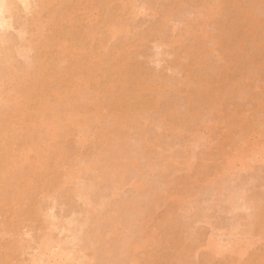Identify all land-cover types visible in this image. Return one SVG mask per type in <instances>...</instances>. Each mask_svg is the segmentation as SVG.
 I'll return each instance as SVG.
<instances>
[{
    "label": "rangeland",
    "instance_id": "rangeland-1",
    "mask_svg": "<svg viewBox=\"0 0 264 264\" xmlns=\"http://www.w3.org/2000/svg\"><path fill=\"white\" fill-rule=\"evenodd\" d=\"M36 1L40 0H29L31 5L28 2L27 7L15 1V10L6 14L8 20L14 17V22L9 20L14 27L0 29V75L7 70L8 60H12L17 69L35 66V70L39 58L50 56L46 48L50 37L58 36L57 28L48 26L40 47L27 50V40L35 38V23H45L53 17L60 3L67 7L70 3L78 4L81 9L71 11L75 13V27L81 41H77L71 54L64 58L67 63L60 60L55 52V61L50 63L53 65L49 71L54 73L53 69L65 68L63 78L71 76L76 81L75 77L80 72L75 68L82 69L85 77H90V69L93 70L96 78H87L90 88L73 93L76 104L80 102L93 113L91 98H95L106 108L98 112L102 119L90 124L87 142L76 143L79 139L77 130L68 136L58 134L61 139L56 146L63 149L68 159H74L73 171L79 177L72 179L73 183L61 190L62 194L52 189L48 193L50 197L45 199L42 196V189L47 188L48 183L41 172L34 178L31 191L27 190L30 202L25 204L23 200L21 203L20 213L29 219L19 223L11 208L0 203V242L3 243L0 245V264H8L9 261L12 264H31L38 247L35 240L48 231L45 221L50 216L55 217L53 221L60 226L57 230L56 226L50 229L52 234L56 239H65L63 242L70 237L74 244L70 240L72 250H79L80 257L89 255L87 264H131V260L136 259L137 262L138 258L140 264H264V133L258 135L255 131L259 130L257 126L264 120V113L254 115L258 109L256 99L264 95V59L241 87L231 86L225 95L214 99L212 105L197 112L189 101L201 79L216 74L225 64L222 59H227V50L223 44L217 45V38L220 28L232 20L233 6H221L219 12L215 6L218 0H128L130 3L124 12L120 7L116 12L113 7L101 13L100 0H57L53 2L52 10L43 11L38 17ZM84 9L93 10L92 16L98 18L102 14L101 22L93 25L98 33L92 42L86 36L90 23L85 19ZM253 11L256 16L264 18L263 6H254ZM112 16L114 24L121 30L114 39L103 35L106 30L101 27L102 21ZM25 22L27 33L21 40L19 30ZM101 38L102 43L99 41ZM82 39H87V43ZM50 45L53 49L54 44ZM17 49L22 50L23 57L18 55ZM252 51L249 49L248 53ZM246 56V53L240 54L238 60L236 57L232 60L241 63ZM202 57L204 60L200 62ZM88 58L93 62L90 63ZM126 70H140L143 81L152 84L153 91L147 89L138 98L139 107L132 114L133 120L120 135L118 125L122 121L114 120L113 114L117 113L114 107L119 102L128 100L123 87L127 80ZM110 77L113 89L107 88ZM4 88L8 87L4 85ZM70 105L73 107V103ZM69 109L65 103L60 106L62 112ZM238 110L248 120H257L254 129L245 131L243 128L242 131L237 126L233 127L227 116L235 115ZM192 114L196 115L193 119ZM166 122L172 123L176 131L162 129ZM208 124L212 130L206 128ZM106 126L115 133L103 137L95 147L93 135L100 137ZM117 136L119 141L115 143ZM243 139H246L245 145ZM148 142L154 145H148ZM241 147L256 150L246 168L236 157ZM52 156L57 157L56 154ZM137 158L138 168L127 166L126 178L116 191H113L110 181L103 182L109 175L110 166L112 169ZM226 165L232 166V171L224 172ZM84 166L92 170L86 172L82 169ZM92 172L100 175L95 183L91 178ZM136 180L145 185L142 191H137L132 184ZM80 182L86 186L92 182L89 186L93 185L94 189L90 197L97 206L100 201L102 203V209L101 205L96 207L95 204V207L92 204V208H88L93 211L90 212L91 218L88 216L89 222L85 221L88 214L84 201L72 193L73 189L81 186ZM242 193L245 197H241ZM234 196H238L239 205L235 201L237 208L243 204V201L240 203L241 198L245 199L242 209L236 210L232 205ZM102 197H113V201L107 199L104 204ZM38 208H42L47 217L33 216ZM65 223L66 226L63 225ZM82 223L89 227H81L79 224ZM16 229L19 231V249L16 244L15 249L9 246L14 241L10 232ZM83 230L86 234L82 233ZM146 236L142 251L129 249L130 242ZM210 241L215 244L211 245ZM209 245L211 249L215 247V251H211ZM235 245L238 248L235 249ZM232 249L236 253L231 252ZM43 259L46 264L47 257Z\"/></svg>",
    "mask_w": 264,
    "mask_h": 264
},
{
    "label": "bare ground",
    "instance_id": "bare-ground-1",
    "mask_svg": "<svg viewBox=\"0 0 264 264\" xmlns=\"http://www.w3.org/2000/svg\"><path fill=\"white\" fill-rule=\"evenodd\" d=\"M12 1L0 0V29L2 28L3 30H6L9 28L12 29V27H14L12 26L14 17H12L13 20L9 17V20L11 19L13 21L11 23L7 19L8 17H6V14L12 13V11L15 10L14 8H16L15 6L17 2H20L25 6L29 5L30 3L29 0H14V3ZM15 1L17 2L15 3ZM55 1L57 0L36 1L37 16L40 17L43 11L52 10L53 2ZM100 3L101 13L104 12L106 8L113 7L115 8L116 12L119 10V7L124 12L125 8L128 7L130 1L100 0ZM215 4L216 9L219 12H221V6L226 7L225 5H230L234 8L232 20H230L229 24H224V26L220 28V32L217 38V45L219 46L220 44H223L225 49L227 50V59H222L225 64L218 69L216 74L212 76L206 75L201 79L198 89H196L195 93L189 98L190 104L195 106L197 112L205 106L212 105V103H214V99L221 97L223 94L225 95V92L231 86L235 85L236 88L241 87L244 82L247 81L250 76L256 71V69L260 66L261 61L264 59V18L256 16L253 11V7L257 5L261 7L263 6L264 8V0H218L217 2H215ZM26 7L25 9H30ZM72 9L76 11L80 10L81 8L78 4L70 3V5L67 7L63 6L62 3H60L59 8L54 11L55 13L53 12V17L51 16V18H48L45 23H35V38L27 40V50L32 51L40 47L41 42L44 41L45 38L46 27H56L57 30L55 32L58 33V36L56 38L52 36V38L50 37L49 43L54 44V48L52 49L50 47V44L46 47L48 50L47 53L50 56H47L44 59L39 58V63L38 65H36L35 70H33L35 66L30 69H17L13 64V61L8 60L6 65L7 70L5 72L3 71L4 73L1 72L2 74L0 75V203L8 205L11 208L12 213L16 215L19 223L21 220L29 219V217L25 219V214L20 213L21 203L23 200L26 201L25 204L30 202V199L27 195V190L29 189V191H31L32 185L35 182L34 178L40 175L39 173L43 172L46 182L48 183L47 188L42 189V196L45 197V199L50 197L48 193H50L52 189L55 193L59 192V194H62L60 193L61 190H63L64 187L68 184L73 183L72 179L79 178L78 175H75L73 171L74 159H68L69 156H66V154L64 155L63 149L56 146L57 141L60 138V135L58 134L61 133L62 135L65 133V135L68 136L73 130H77L79 139L76 143L83 144L88 137L90 124L95 121H100L102 119L101 113L98 114V112H101L102 108H104V110L106 108L101 104V102L98 103L96 101L97 99L95 98H91V102L94 107L93 113L88 112V110L83 107L80 102L77 101L76 104L77 99L75 100L76 97H74L73 93L81 89L85 90L90 88V84L87 81V78H96L93 75V70L90 69V72L88 74L90 75V77H85V74H83L84 71H82V69L75 68V70H78L80 72V74L75 77L77 78L76 81H73L74 79H72L71 76L63 78L62 73L66 72L67 70L65 68H62L60 70L53 69L54 73L49 71L50 67L53 65L52 63V65L50 66V63L55 61L53 57V54L55 52L57 53V57L59 56L58 58L60 60L67 63V59L64 58L71 54V52L73 51V45L77 41H81V35L75 27L76 17L75 13H72ZM84 11L86 21L90 23L88 25L89 29L86 31V36L89 41L92 42L93 40L97 39L96 34L98 33L96 29L93 28V25L101 22L102 14L100 15V18H98L92 16L93 10L84 9ZM11 16L14 15L12 14ZM121 18L122 17L120 16V20ZM34 20L36 21V19ZM113 20H115L114 16L107 18L106 20L102 21L101 27L106 30L105 32H102L103 35L107 34L114 39L121 30L119 29L120 27H117L114 24ZM19 31L20 39L24 40V37L27 33L26 22L21 25ZM2 32L4 33V31ZM2 38L5 39V37ZM102 40V38L99 39L101 43L103 42ZM82 41L84 43H87L88 40L82 39ZM198 41L200 42V40ZM250 44L254 47V49H252V46V48L248 47L250 46ZM1 47L3 48V46ZM248 48L253 51L251 53H248ZM85 50L86 49L83 48V51ZM17 53L22 57L24 55L21 49H17ZM244 53H246L247 56L246 59L241 60V64L240 61H237V58H239L238 55L240 56V54ZM61 56L63 57V59L61 58ZM235 57L237 60H232L235 59ZM88 60L90 61V63L93 62L92 58H88ZM203 60V57L199 59L200 62H202ZM232 61H234L235 64L232 65ZM236 61L240 63V65L237 64ZM124 73L127 77V80H125V82L123 83V87L127 92L128 100H122L121 102H119L114 107L115 112L117 113L113 114L114 120L120 119L122 121L118 125L120 135H122L123 130H127L128 122H131L133 120L132 114L139 107L138 98L147 89H151V91H153L152 84H148L147 82L143 81L140 70H126ZM111 78L112 77H110V80L107 84V88L113 89L114 85H110ZM4 85H6L8 88L5 89ZM151 95H153V93H151ZM252 100L254 101L253 97ZM256 102L258 104V109L256 110L254 115L259 113L263 114L264 95L259 99H256ZM64 103L67 104L70 109L67 111L64 110L62 112L60 110V106ZM71 103H73V107H71ZM7 105L9 106L6 107ZM195 116L196 115L192 114L191 118L193 119ZM227 118L228 120H231V122L233 123V127L237 126L242 129V131L243 128H246L245 131L254 129L257 125V120H248V117L243 112H239V110L235 113V115L229 117L227 116ZM103 128L106 131H103L101 134H99L100 137H98L97 134L96 136L93 135L92 137V144L95 147H97V143H101L103 137H107L110 133H115V131L111 132L110 128L107 126L106 128ZM161 128H168V130L176 131V128L172 127V123L168 122L162 125ZM206 128L208 130H212L209 124L206 125ZM257 128L259 130H255L257 131L256 133L258 135H262L264 133V120L262 122H259ZM158 139H161L160 136L158 137ZM118 141L119 139L117 136L115 138V143ZM140 142L141 139L139 140V145ZM145 142L146 141H143V143ZM242 142L245 145L246 139H243ZM148 145L152 146L154 144L148 142ZM141 146L142 144L140 145V147ZM158 149H161V147H159ZM257 151H261V149H257ZM53 154H56L57 157H53ZM254 154H256L255 149L246 150L241 147L236 157L241 166L243 168H246L248 162L253 159ZM138 164L139 161L137 158L130 160L128 163H122L112 169L110 166L108 174L112 176V179H109L108 175L105 177L106 179H104L103 182L108 183L110 181V184H113H111L113 187V191H116L119 186L123 184L126 178V171L128 169L127 166H129L130 168L136 166L135 168H138ZM149 167H152L150 163ZM82 169H84L86 172L92 170L91 167L86 166H84ZM223 171L227 173L232 171V166L226 165ZM91 176L92 181L95 183V180H98L100 175L97 172H92ZM141 182L142 181L136 180L132 183L137 191H142L145 187V185ZM91 184L87 185L89 186ZM80 185V187H76L75 189H73L72 193L76 194L80 199L84 201L85 207H87L86 214L88 215H83L84 217L86 215L85 221H88V218H91V211L89 209L92 208V204H95L94 200L90 197V193H93L94 187H92L93 185L88 187L86 186V184H83V182L82 184L80 182ZM233 193L234 192H232L231 194ZM239 194L240 193H238V195ZM242 196L245 197L243 193L241 197ZM234 197V204L232 205L236 207V210L242 209V205H244V202H246L245 199L243 200L241 197H239L241 198L240 203L243 201V204H240L241 208H237V203L235 201H237L239 205V201L236 200L238 196ZM107 199L109 200L110 198L108 197ZM107 199L105 197L103 202L104 204L107 202ZM111 201H113V197H111L109 202ZM99 203L100 206L102 203L101 201ZM246 204H248V202ZM15 205H18V208H14ZM97 205L96 207H99ZM232 205L230 206L233 209L234 207ZM101 207L102 205L100 206V208ZM246 209L248 208H245V210ZM52 210L53 209L50 210V215L52 213ZM44 212L45 211L42 210V208L35 209L33 212V216H35L36 218H39L40 216L47 217L46 213L44 215ZM54 218H51L50 216L49 220L48 218L46 219L45 225L48 231H44L39 236L38 240H35L37 242L38 249L36 248L37 252L33 257L31 264H45V259H43L42 261L43 257H47L46 261L48 262L46 264H63L65 262H69L71 264L81 262L85 264L87 262V259H89V255L86 256V254H84V252H86L85 250L83 251V254L85 256L80 257L79 250L77 251L76 248L74 249L76 251L71 249L70 240L72 241V239L70 237H67V242H63V240L65 239H56V237L52 234V228L54 229V227L56 226L55 230H57V228L60 227L57 223L55 224V221H53ZM69 223L71 222L69 221ZM61 224L62 223H59V225ZM68 224L67 226H69ZM82 224L79 225L81 227H89L88 225H86V223H84L83 225ZM63 225L66 226V223ZM62 228L64 227L62 226ZM84 230L82 231V233H84ZM113 231L114 230H112V232ZM18 233V229L10 232V234L14 237V241L10 243L9 246L13 247L14 249L16 248L15 244L17 245ZM70 236L72 237V235ZM79 236H82V234H80ZM146 239L147 236L139 241L130 243L128 241L129 244H127L129 246V249H133L134 252L142 251ZM76 241H78L77 237ZM214 242L210 244L213 245L216 243ZM2 244L3 243L0 242V245ZM208 247L211 249L210 245ZM216 247V250H219L218 246ZM234 248L236 249L238 247L235 245ZM214 249L215 247L212 248L211 251ZM235 249L234 251H236ZM234 251L232 249L231 252L236 253ZM231 256L234 257V254H231ZM93 257L95 258L96 256ZM9 262L8 264L11 263ZM232 263L234 262L232 261ZM131 264H140V259L138 258L137 262L136 259L131 260Z\"/></svg>",
    "mask_w": 264,
    "mask_h": 264
}]
</instances>
